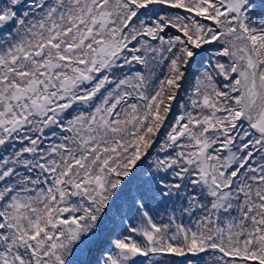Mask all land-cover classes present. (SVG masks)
<instances>
[{
	"label": "snow or ice",
	"instance_id": "1",
	"mask_svg": "<svg viewBox=\"0 0 264 264\" xmlns=\"http://www.w3.org/2000/svg\"><path fill=\"white\" fill-rule=\"evenodd\" d=\"M0 264H264V0H0Z\"/></svg>",
	"mask_w": 264,
	"mask_h": 264
}]
</instances>
